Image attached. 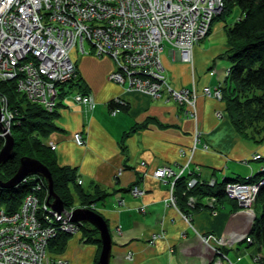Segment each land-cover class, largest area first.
<instances>
[{
    "label": "crops",
    "instance_id": "0c3cea01",
    "mask_svg": "<svg viewBox=\"0 0 264 264\" xmlns=\"http://www.w3.org/2000/svg\"><path fill=\"white\" fill-rule=\"evenodd\" d=\"M237 17L230 22H213L208 37L193 48L192 64L183 62L178 50L164 46L163 74L174 89L195 87L200 92L203 87L214 89L224 84L230 67L223 59L228 45L224 26ZM87 50L89 54L85 55L78 49L72 52L79 85L65 88L66 93L59 91L64 92L57 97L59 116L55 124L59 129L46 140L56 147V164L74 169L79 188L70 185L71 208H87L78 190L90 197L88 201L96 200L91 204L93 211L106 222L112 239L109 264L214 263L217 256L212 246L202 244L179 212L166 206L168 182L152 175L162 167L178 171L186 163L185 176L192 175L206 184L212 180L221 183L224 178L247 179L264 169V133L260 142L258 138L255 141L241 137L230 122L224 103L214 98L199 96L195 103L197 116L193 118L173 100L126 92L108 80L114 69L112 61ZM75 94H90L95 101L93 109L75 103ZM116 97L123 99L126 106L111 107V100ZM113 109L117 110L115 114L111 113ZM133 128L136 130L132 132ZM75 133L82 136L83 146L74 143ZM195 134L197 142L191 151ZM253 155H260L261 159L252 160ZM134 184L144 191L143 196H131L129 187ZM206 197L199 201L204 203ZM216 200L215 214L201 206L187 210L192 216L191 225L200 234L222 237L226 244L218 249L233 264H259L253 257L260 252L241 239L249 235L250 218L235 201L227 197ZM154 234L163 237L149 245ZM81 238V232L73 235L61 256L68 264H95L101 242L99 247L83 243ZM128 254L131 260H127ZM223 264L229 262L223 259Z\"/></svg>",
    "mask_w": 264,
    "mask_h": 264
},
{
    "label": "built area",
    "instance_id": "2783aa9c",
    "mask_svg": "<svg viewBox=\"0 0 264 264\" xmlns=\"http://www.w3.org/2000/svg\"><path fill=\"white\" fill-rule=\"evenodd\" d=\"M222 9L223 0H0V83L13 81L16 90L28 101L51 112L57 105V87L76 77L72 52L78 49L82 55L89 54L85 47L88 42L96 57H108L112 61L114 69L108 75L109 81L126 92L173 100L185 107L189 117L196 118L197 98L220 101L221 86L203 87L200 92L195 87L174 89L163 74L161 54L167 45L180 52L183 62L192 64L193 48L208 37L213 20ZM72 100L88 110L95 105L90 94H75ZM111 102L126 106L119 97ZM116 111L113 109L111 113ZM12 119L7 98L0 92V138L3 140L10 134ZM73 141L77 146L84 145L79 133L73 135ZM196 142L195 134L191 151ZM46 145L52 151L56 148L52 142L46 141ZM251 158L259 160L261 156ZM187 168L186 163L178 171L162 167L152 176L168 182L166 205L177 210L195 231L191 216L178 210L174 197L175 183L185 176ZM199 183L202 184L191 177L187 189ZM214 184L213 180L207 182L209 186ZM257 190V184L241 182L227 183L224 188L228 198L247 208L254 203ZM41 191L42 184L38 183L24 196L15 212L7 213L0 206V264H67L62 258L53 259L48 255L49 243L58 233H80L83 224L71 221L72 212H55L45 199L41 201ZM129 193L137 198L144 191L134 184L129 187ZM215 201L214 196H207L204 206L212 207ZM194 203L195 199L190 197L189 205ZM195 233L202 244L212 246L217 257L229 262L218 249L226 244L222 237ZM162 237L163 234H154L148 244L153 245ZM241 239L250 243L248 234ZM126 258L131 260L129 254ZM216 259L213 264H217ZM253 260L258 263V256Z\"/></svg>",
    "mask_w": 264,
    "mask_h": 264
},
{
    "label": "trees",
    "instance_id": "16d2710c",
    "mask_svg": "<svg viewBox=\"0 0 264 264\" xmlns=\"http://www.w3.org/2000/svg\"><path fill=\"white\" fill-rule=\"evenodd\" d=\"M234 8L239 10L238 17L232 24L224 26L228 44L224 58L228 59L230 67L224 84L221 86V99L237 132L255 141L258 138L260 142L262 133H264V0H223V9L213 22L218 18L225 21L224 18L231 14ZM78 77L77 72L74 79L59 85L58 90L61 92L65 88L71 89L78 86ZM0 92L6 96L8 107L13 113L10 127L13 152L11 157L0 166V181L7 182L15 176L21 158L36 159L49 169L55 194L65 207H71L73 201L70 185L79 188L75 180L74 169L58 166L53 151L46 145L48 136L59 129L55 124L59 116L56 108L49 112L41 105L28 101L16 90L13 81L0 83ZM64 92L58 93V97H62ZM110 106L113 107L114 104L110 103ZM135 130L136 128H133L132 132ZM3 145L4 140L0 138V150ZM191 176L181 177L174 187L177 207L181 213L185 214H188L189 209L197 210L202 204L204 206V203L199 201L203 200L204 196L227 197L224 191L227 183L241 182L258 185L254 201L255 217L248 237L249 244L254 245L258 252H262L264 249V169L247 179L224 178L221 183H215L213 186L202 182L188 190L186 184ZM30 177L32 178L25 182L23 179L13 188L0 187V206L7 213L18 210L24 196L31 192L38 183L42 184V191L39 194L41 201L48 196L46 181L38 175ZM78 191L82 204L92 209L91 204L96 200L90 202L88 201L89 196L83 194L81 190ZM190 197L195 199L193 206L189 205ZM80 232L83 243L98 244L100 247L99 234L96 229L83 224L80 226ZM71 237L73 235L58 233L51 240L48 248L50 251L62 253ZM256 256L259 258L258 263L264 264V258L260 254L254 257ZM95 264H98L97 260Z\"/></svg>",
    "mask_w": 264,
    "mask_h": 264
},
{
    "label": "water",
    "instance_id": "95a60500",
    "mask_svg": "<svg viewBox=\"0 0 264 264\" xmlns=\"http://www.w3.org/2000/svg\"><path fill=\"white\" fill-rule=\"evenodd\" d=\"M13 138L7 135L4 140V145L0 150V166L4 164L12 155ZM32 175H38L47 183L48 199L53 201L50 203V208L55 212L61 213L64 205L61 199L53 190V181L49 169L36 159L23 157L19 161L17 173L7 182L0 181V187L10 189L18 185L24 178ZM72 222L88 223L92 225L99 233L101 242V251L98 259V264H109L112 239L109 233L106 222L95 211L87 208H76L71 213Z\"/></svg>",
    "mask_w": 264,
    "mask_h": 264
},
{
    "label": "rangeland",
    "instance_id": "374dc122",
    "mask_svg": "<svg viewBox=\"0 0 264 264\" xmlns=\"http://www.w3.org/2000/svg\"><path fill=\"white\" fill-rule=\"evenodd\" d=\"M238 12V13H237ZM238 14H239V10L237 9V8H234L233 9V11L231 12V14H229L228 16H226L224 19H225V21H227V22H230L231 20H233V18L235 17V16H238ZM217 20H222V18H218ZM223 21V20H222ZM211 31V30H210ZM226 41H227V38H226ZM85 47L88 49V48H90V45L88 44V42H86L85 43ZM223 59H226L227 61H228V59L227 58H223ZM229 62V61H228ZM230 63V62H229ZM221 91V90H220ZM73 92V91H72ZM73 93H71V94H69L68 95V97H70L71 95H72ZM221 97H222V93H221ZM220 101H222V99L220 100ZM220 115V114H219ZM228 115V114H227ZM229 117V116H228ZM230 119V118H229ZM230 122H231V120H230ZM233 125V124H232ZM234 126V125H233ZM235 128V127H234ZM237 131V130H236ZM10 135V134H9ZM239 135H241L240 133H239ZM244 134H242L241 135V137L243 136ZM256 161V160H255ZM174 197H175V194H174ZM43 198H44V196H43ZM228 198V197H227ZM230 199V198H229ZM45 200L47 201V204H49L50 205V203L53 201L52 199H48V196L45 198ZM175 200H176V197H175ZM230 200H232V199H230ZM166 201V200H165ZM233 201H235L236 202V200H233ZM217 203V200L215 201V203H214V205L212 206V207H207V206H201L202 208H204V209H208L207 211H210L211 213H213V214H215L216 212H214L215 210V204ZM237 203V202H236ZM166 204V203H165ZM64 205V204H63ZM78 205V204H77ZM176 205H177V202H176ZM166 206H169V205H166ZM237 206H238V208L241 210V211H243V212H245V214H247V216L250 218V220H251V225H252V223H253V220H254V217H255V212H254V203L253 204H250V206L247 208V207H245V206H243V205H238L237 204ZM178 208V207H177ZM71 210H73V208H71V207H65L64 206V208H63V211L62 212H72ZM179 210V209H178ZM189 214V213H188ZM187 214V215H188ZM191 220H192V216H191ZM89 227V226H88ZM190 228V227H189ZM191 229V228H190ZM195 229V228H194ZM193 232H194V234L196 235V233L195 232H197L196 230L194 231L193 229H191ZM95 236V235H94ZM197 236V235H196ZM181 237H185V234H183V233H181ZM114 238V237H113ZM115 240V239H114ZM61 254L62 253H56V252H53V251H50V249L48 248V255H50L53 259H59V258H62V259H64L62 256H61ZM260 254V256H262L263 258H264V249L262 250V252H260L259 253ZM65 260V259H64ZM66 262H67V260H65ZM216 261H217V264H223V258L221 257V256H218L217 257V259H216ZM67 264H68V262H67ZM229 264H233L232 263V260L230 259V261H229Z\"/></svg>",
    "mask_w": 264,
    "mask_h": 264
},
{
    "label": "bare ground",
    "instance_id": "6f19581e",
    "mask_svg": "<svg viewBox=\"0 0 264 264\" xmlns=\"http://www.w3.org/2000/svg\"><path fill=\"white\" fill-rule=\"evenodd\" d=\"M71 216V215H70ZM83 224V223H82ZM213 264V263H212Z\"/></svg>",
    "mask_w": 264,
    "mask_h": 264
}]
</instances>
